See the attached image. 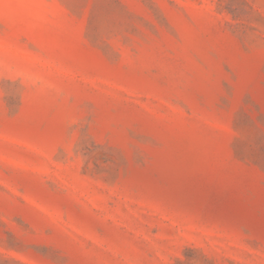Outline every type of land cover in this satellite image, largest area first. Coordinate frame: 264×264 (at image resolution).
<instances>
[{"label": "rangeland", "instance_id": "374dc122", "mask_svg": "<svg viewBox=\"0 0 264 264\" xmlns=\"http://www.w3.org/2000/svg\"><path fill=\"white\" fill-rule=\"evenodd\" d=\"M0 264H264V0H0Z\"/></svg>", "mask_w": 264, "mask_h": 264}]
</instances>
